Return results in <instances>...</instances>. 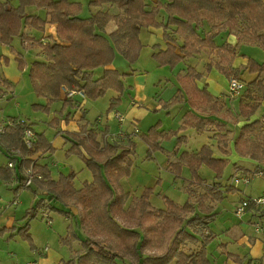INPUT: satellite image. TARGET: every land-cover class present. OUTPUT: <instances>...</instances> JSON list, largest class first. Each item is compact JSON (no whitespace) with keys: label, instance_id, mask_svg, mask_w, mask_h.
I'll list each match as a JSON object with an SVG mask.
<instances>
[{"label":"trees","instance_id":"16d2710c","mask_svg":"<svg viewBox=\"0 0 264 264\" xmlns=\"http://www.w3.org/2000/svg\"><path fill=\"white\" fill-rule=\"evenodd\" d=\"M17 2L16 5L11 0H0V44L12 46V40L18 37L25 50L38 49L42 56L41 59H33L27 71L34 93L45 99V104H32L34 109L48 111L49 106L60 98L62 89L81 92L88 99H97L112 90L116 95L110 97L108 111L115 109L123 92L131 87L126 85V77L135 71L123 72L115 68V56L119 54L129 64L138 60L142 47L139 34L143 28L162 29L165 49L151 56L157 66L173 68L180 61L207 53L214 56L215 62L207 64L206 70L215 69L229 80L240 73L231 67L238 54L239 43L264 50V0H89V6L107 5L108 8L94 11L87 17L80 16L81 4L71 0ZM109 7L116 11L111 13ZM28 8H34L36 12L28 11ZM37 11H42L43 15ZM110 21L115 27L106 33ZM48 24L54 25V36H42ZM37 33L41 36L37 37ZM230 34L236 36V45L227 41ZM247 59L245 68L257 76L244 82L240 93L235 120L241 119L244 123L233 138V146L239 156L260 162L264 159V119L251 120V117L264 100V80L259 78L264 73V61ZM17 61L18 68L24 69L26 63L21 53L17 55ZM200 76L194 66L186 63L183 78L187 85L183 86L184 91L216 107L218 101L206 89H197L195 81ZM14 85L0 71V99L13 98ZM182 95L180 92L179 97L172 98L170 103L180 101ZM227 97L235 98L228 92ZM69 103L71 99H64L63 106ZM9 118L21 119L24 124L6 126L0 133V154L6 161H13L11 167L7 162L0 166V179H15L14 192L26 188L34 194L38 191L43 194L33 207L26 210V224L17 232L21 238L31 243L27 224L38 211L58 210L70 219L71 206H79L82 214L77 225L83 237L68 224L59 242L70 253L69 258L61 260L60 264H133L127 260L129 257L135 258V264H212L206 251V246L215 236L209 226L213 216L212 203L220 201L224 197L223 192L233 190L234 186L224 185V189L218 181L206 185L199 175L198 168L202 164L217 172L226 163L224 158L213 157L210 145H203L197 152H182L176 162L169 164L176 177L182 165L189 168L192 177L186 182L188 201L180 205L164 196L166 206L158 209L149 202L152 188L145 187L138 196L131 198L126 208L129 194L121 190L118 179L127 175L133 164L136 143L131 135L142 139L150 157L151 152L162 148L161 141L167 133L153 125L139 135L138 131L127 135L122 145L107 142L102 146L98 130L83 125L78 132L65 136L70 142L66 152L80 155L92 176L90 182L76 188L73 172L60 173L55 178L46 163L37 161L55 150L44 133L36 132L27 119ZM184 121L200 132L213 128L217 147L223 155L227 154L231 131L223 124L190 115ZM25 128H31L36 134L31 148L23 145ZM105 134L106 129L101 136ZM29 166L39 177H34L29 186L23 187V171ZM196 186L202 189L198 190ZM54 203L66 209L60 210ZM260 215L264 217V212ZM120 219L131 225L122 223ZM4 229H0V233ZM186 243H197V246H188L185 252ZM145 247L161 249L162 253L144 256L142 251ZM229 257L238 260L232 254Z\"/></svg>","mask_w":264,"mask_h":264},{"label":"crops","instance_id":"0c3cea01","mask_svg":"<svg viewBox=\"0 0 264 264\" xmlns=\"http://www.w3.org/2000/svg\"><path fill=\"white\" fill-rule=\"evenodd\" d=\"M150 1L154 2L156 0H150ZM107 8H108L107 5H102V6H97V7L89 6V11L90 13H92L94 11L104 10ZM113 8L114 7H109V11L111 13H114L113 10H115V8L114 9ZM29 11L36 12L34 8H30ZM37 12L43 15L42 11H37ZM114 27H115L114 22L110 21L108 25L106 26L105 32L108 33L112 31ZM48 35H53V36L55 35V27L52 24L46 25L44 31L42 32V36H48ZM139 40L142 45L140 52L146 51L147 53L148 51L150 57L152 56L154 52H158L159 50H164L166 46V43L162 37L161 28L150 27V28L141 29L140 34H139ZM227 41L231 45L237 44V38L234 34H230L227 37ZM242 46L247 47L251 51L242 52ZM255 48L256 46L254 45H249V44H244V43H239L237 46L238 54L234 57L231 63V67L234 70H240V73H238L236 78L242 80L243 82H249L253 80L254 78H256L257 76L256 73L249 72L248 69L245 68L248 57H251L257 60V58L252 57L251 54L249 53V52L256 51L254 50ZM32 50H35L32 53L33 59L42 58V56L38 52V49H32ZM140 52H139V57H140ZM18 54L20 53H17L16 55H9V59L10 61H12V67L9 66L8 67L9 69H7V66L0 67V71L12 83H14L13 81H18L20 78V72L16 69V67H18V61H17ZM259 57H264V51L261 50ZM214 62H215L214 56L209 55L207 53H200L196 57H190L188 59H185L184 61H180L173 68H170L168 66H157L156 62L154 61V63L156 64V67L153 68V74L150 78H148L145 81L144 85L142 86L141 91L138 92L137 90L134 91L132 89L133 90L132 94L135 95L136 98H138V100L135 102L134 101L135 98L131 97L130 103L132 105V108L129 109V112L126 114V116L125 114L123 115L127 118V121L130 122V127H132L130 130H128V127H126L127 125L125 126L123 123L126 121V118L122 121L121 124H119L112 113L113 110L108 111L107 109V111H105L106 112L105 117L98 115L93 120L87 119L88 112H89V108L86 107L87 100H96V99H88L81 92H78L75 90L67 91L64 89L61 90L60 98L56 100L55 102H53L48 108V111H49L56 104L58 106L57 109L54 108V114L52 115V118L48 121V124L56 127L57 133L59 134H61V132L65 133V134H61V136L64 137L66 141L67 139L65 136H69L70 133L78 132L83 125H86L88 128H91V129L93 128L96 131L98 130V137L99 139H101L100 144L104 146L107 142L118 143L121 145L124 144L126 142L127 135L133 134L134 130H137L136 126H138L140 122L144 121L145 119H149V118L153 119L152 121H150L152 123H150L148 127L146 128V130L142 131V133L146 132L153 125L156 126L157 130L167 133L166 137L162 139L161 141L162 148L151 152L150 156L151 158H155V157H158V155L160 154L161 156L166 158L167 159L166 168L171 172L172 177L175 176V173H173L169 164L171 162H176L178 159V156L182 152H187V153L197 152L203 145L211 146L214 158H225V159L231 160L229 159V157H227V154L234 148L233 138L238 132V131L235 132V129L238 128L239 124L241 123L240 120L239 121L235 120L237 106L233 105V102L238 103V100L242 92L238 97H235L233 99H229V97H227V87H228L229 79L225 77L223 74L219 73L215 69H212L209 72L206 70L207 64L209 63L214 64ZM186 63L194 66L195 69L201 74L200 78L195 81L196 87L198 90H202L203 88L206 89V91L214 99L218 101V104L216 105V107H211L208 104L203 103L202 98H199V99L196 97L193 98L189 95L188 92L184 91L183 86L187 85L186 80L183 78L185 75ZM113 66L117 68L115 65ZM28 67H29V64L27 66V71H28ZM164 70H166L167 72L161 73V71H164ZM231 77L234 78L235 76H231ZM259 78L264 80V73H262ZM130 86H131L130 87V90H131L132 84ZM165 88H170L171 94L164 96L163 90ZM178 88H181V91H178ZM69 92H73L71 96L68 95ZM180 92L183 94L180 101L175 102V103H170V100L172 98L179 97ZM68 98L71 99V103H69L68 105L64 107L63 101L64 99H68ZM213 108H215V111H212ZM210 110L212 111L211 113H210ZM163 111L165 112V115L170 118H175L178 114L181 113L180 119L177 120V127H175L174 129H171L170 127L166 128L163 126L164 122L166 121H164L162 118L158 120L153 118L156 116L160 118L161 116L160 113H163ZM189 115L192 117H196L197 119L204 120V121L210 120L216 123L218 122L219 124H223L227 130L231 131L230 143H229L227 154L223 155L220 152L219 148L217 147L216 139L213 136L215 133L213 131V128H210L209 130H203L200 132V131H197L195 128L191 127L190 125L185 124L184 120L187 119ZM252 119H255V118L251 117V120ZM131 121H132V124H131ZM234 122H236L237 125H235L236 123ZM105 129H106V134L101 136V132ZM137 131H138V134H140L141 130L138 129ZM131 137L134 138L135 136L131 135ZM172 137L177 138V139L179 138L178 139L179 143L175 141L173 147L171 148L170 145L174 140ZM166 139H169V140L165 141ZM140 140L142 141V139ZM67 142L69 143V146H70V142L69 141ZM80 150L86 157H88L82 147H80ZM232 158H233L232 159L233 162L237 161V156L235 154L232 155ZM43 159H45V156H43L42 158L41 157L38 158L37 161L44 162ZM248 161L253 166L252 170L245 168L241 164L233 163L234 164L233 170L230 175L228 184H232L231 179L234 175H239V176L249 175L250 177L251 176L254 177L255 176L254 172L261 170L262 168H260V166H264V163L258 162L256 160L250 159ZM50 171L52 175L51 168H50ZM179 176L183 179V189H184L185 194L187 195L186 200L183 203H179L166 195L164 196L182 205L189 199L188 194L186 193V182L191 180V177H192L191 172L186 165L181 166L180 171H179ZM202 178L204 179V183L206 185L211 184L210 181H207V179H205L204 177ZM1 181H3L5 184L13 183V186H15V184L17 185V181L13 178L11 179V181L10 180L9 181L1 180ZM232 186H234V189L237 188V186L234 184H232ZM196 187H198V190L202 189L200 186H196ZM15 188H13V190ZM144 188L145 186L141 189V192L143 191ZM150 188H153V186H151ZM122 191L128 192L129 194V197L125 203L126 208L129 206L131 202V198L134 196H138L140 194V193H135L133 190H122ZM153 192H154V188H153L151 195L154 194ZM151 195L149 196V202L153 207L158 208V209L165 208L166 205L164 201V196H161L162 198L161 202L154 203L150 199ZM32 203L34 202L31 201L29 203L30 206L24 210L25 213L23 214L21 213L22 215L20 214L21 216L18 215V212H22L23 210L22 208H20L19 211L17 210V208H15L14 210H16V212L15 211L11 212L12 210H9L10 207L8 208L5 207L6 208L5 210L6 211L9 210V213L6 214V216L2 220L5 223H2L3 225L0 227V229H3V228L5 229L3 232L0 233V239L1 238L3 239L4 237L7 238L6 241L14 240L16 238L23 239L19 236L17 232L19 231V228H21L22 226L26 224V218L24 217L26 214V210L35 205V204L32 205ZM161 204L163 205L161 206ZM216 204L217 202L212 203L213 216L210 219L209 226L210 224H212L211 221L215 219V216L218 214V211L216 210ZM19 205L21 206V203ZM74 208L77 209L79 215L81 216L82 214L81 209L76 206H71V212L73 213ZM42 211L43 210L38 211V214L36 215V217L31 218L27 224L28 233L30 234V237H31L32 252H29L27 254L26 256L27 259H25L26 260L25 264H31V263L51 264L49 255H47V253L44 254V252H46L47 250L42 251L43 248L37 247L35 245V241L37 239H36V231H33V226L36 223L37 219H43L40 214ZM258 211L260 210L256 208H252V206L248 207L247 212L250 213L252 217L251 220L248 219L249 224L250 222H253L254 220H256L255 219L256 212ZM48 215L50 217L49 213ZM258 217L264 220V217H262L260 214L258 215ZM125 224L131 225L129 222H126ZM142 224L145 226L146 222L143 221ZM137 228H138V231H140V233L143 232L140 229V227H137ZM210 229L215 233V236L213 240L206 246V251H207L209 258L214 255L213 253L218 251L221 254L227 255V257L232 261L233 264H248L249 260L251 261L250 264H256L254 263L255 261L264 263V234L256 235V237H249L243 234V229L239 227H238V232L235 234H230L231 228L228 230L225 229L219 233H216L211 228V226H210ZM39 234H40L39 230H37V235ZM237 242H241L243 244V247L239 249L240 253L238 252V250L233 251L232 249L233 245ZM188 246H190L191 248H194L197 246V243L196 244L186 243L183 249L185 252L188 251ZM0 247H2L1 241H0ZM37 252H39L40 254H44V255L40 257L38 254H36ZM161 253H162L161 249H155V248L151 249L149 247H145V249L142 251V254L144 256H156V255H160ZM231 254L233 256H236L238 260L234 261L232 258H230L229 255ZM17 258L18 260H21L18 255H16V260ZM210 260L212 261L211 258ZM13 264H17V263L14 262ZM170 264H173V262H171Z\"/></svg>","mask_w":264,"mask_h":264},{"label":"rangeland","instance_id":"374dc122","mask_svg":"<svg viewBox=\"0 0 264 264\" xmlns=\"http://www.w3.org/2000/svg\"><path fill=\"white\" fill-rule=\"evenodd\" d=\"M11 1L16 5L18 3L17 0ZM72 1L81 4V17L89 16V0ZM29 10L30 8H28V11ZM113 12H115V10H113ZM36 36L40 37L41 34L37 33ZM11 45L12 46H4L0 44V67L7 66V69H9V66L12 67V61H10L9 55H16L17 53H21L23 55L27 65L26 67L24 66V69L22 70L16 67V69L20 72V78L18 81H13L15 83L13 88V98L0 99V121L11 116L20 117L29 120L32 123V128L36 132H44L48 141L53 143L54 147L56 148L52 155H47L45 156V159H43V161L47 163L51 168L52 176L56 178L60 173L65 174L68 172H73V184L76 188H79L84 182H90L92 180V176L89 168L86 166L85 161L80 155L73 152H66L69 143L65 140L64 137L61 136V134L65 133H57V128L48 124V121L54 114V108H58L57 104L53 106L49 111L34 109L32 106V104L36 103L45 104V99L37 96L34 93L27 73V66L33 60L32 53L35 50H25L21 46V42L18 37H14ZM254 50L256 51L249 52L251 56L257 58V60L260 62L264 61V57H259L262 49L256 47ZM248 51L251 50L245 46H242V52ZM113 65H115L118 70L123 72H132V69H135V71L131 73L132 75H128L125 79L126 85L132 84L131 90L130 88H128L123 92L121 103L116 106L112 112L114 113L115 111H118L123 115L125 114L126 116V114L129 112V109L132 108V105L130 103L131 97L135 98V102L138 100V98H136V96L132 94L133 90H137L138 92L141 91L145 81L152 76L153 68L156 67V64L149 56L148 51L147 53L146 51H142L140 52V57L138 58V60L130 64L127 63L119 54H117L115 56ZM166 72V70L161 71V73ZM163 91L164 96L171 94L170 88H165ZM115 95L116 94L114 91L108 90L104 95L100 96L96 100H87L86 107L89 108L87 119L93 120L98 115L105 117V111H107L109 107V99L111 96ZM233 105L237 106V102H233ZM160 115V118H158V116L153 118L157 120L162 118L164 121H166L163 124L164 127H170L171 129H174L175 127H177V120L180 119L181 113L178 114L175 118L167 117L164 111L163 113H160ZM125 116L124 119L126 118ZM252 117H254L255 119H264V100H262L259 106L256 108ZM152 120L153 119L149 118L140 122V124L136 126L137 130L140 129V133H142V131H145L148 125L152 123L150 122ZM240 122L241 123L239 124L238 128L235 129V132H237L240 129L241 125L244 123L241 119ZM123 123L125 126L127 125L126 127H128V130L132 128L130 127V122L127 121V118ZM235 125H237V123ZM172 138L174 140L170 145L171 148L173 147L175 141L179 143V138ZM133 140L136 142V146L134 147V160L133 164L130 167L131 169L129 173L127 175L121 176L118 179V184L120 185L121 190H133L135 193H141V189L144 186H153L154 194H152L150 197L152 202H161V196L166 195L179 203H183L187 198V195L185 194L183 189V179L180 176L172 177L171 172L166 168V158H164L160 154L155 158H151V156L148 157L146 144L137 136H135ZM167 140L169 139H166L165 141ZM228 154L227 157H229V159L231 160L224 158L226 163L219 171L214 172L209 166L202 164L198 168V173L202 177L207 179V181L220 182L223 186L222 188L225 189L224 185L228 184L230 175L233 170V163L241 164L245 168L252 170L253 166L248 161L250 160V158L239 156L234 148ZM234 154L237 156V161L235 162L232 161V155ZM6 162V158L2 154H0V165H4L6 164ZM260 162L264 163V159L260 160ZM260 168L264 169V166H260ZM104 177L106 178L105 173ZM15 186H13V183L5 184L0 180V227L3 225L2 223H5L2 220L6 216V214L9 213V210H12L11 212H16V210H14L15 208H17L18 211L20 210V208H22V212H18V215H20L21 213L23 214L25 213L24 210L30 206L29 203L31 201L34 202L32 203V205H34L36 201L41 196H43V194L39 191L34 194L30 189L26 188H22L18 192H14L13 188H15ZM236 186L238 189L236 188L223 192L224 197L216 204V210L218 211V214L215 216V219L211 221L212 224H210V226L216 233L231 228L230 234L237 233L239 227L243 229V234L249 237H256V235H260L261 233H256L254 231L252 222H250L249 224L248 219L251 220L252 217L251 214L247 212L248 209L241 217L236 216L235 210L242 200L254 199L264 195V178L258 175H255L254 177L251 176L247 184L239 182ZM113 190L114 192H118L117 189ZM20 203L21 206L19 205ZM162 205L163 204H161V206ZM54 206H56V208L60 210L66 209L61 204L54 203ZM5 207H10V209L6 211ZM76 207L80 208L79 206ZM48 213L50 214L49 224H47L45 219H37L36 223L33 226V231H36L37 239L35 241V245L40 248L47 247V251L44 252V254L47 253V255H49L51 264H60L61 260H67L69 258L70 252L68 248H66L59 242L60 236L65 235L68 224L73 227L78 235L83 237V232L77 225L80 219V215L76 208L73 209V213L70 219L65 217L64 214L58 210H48ZM261 213L262 212L260 211L256 212L255 219L262 220L260 217H258V215ZM120 221L122 223L124 222V224L126 223L122 219H120ZM37 230H39V235H37ZM4 238L0 239V241L2 242V247H0V264H13L14 262H16L17 264H25L27 254L29 252H32V244L29 241L20 238L7 241V238ZM242 247L243 244L241 242H237L233 245L232 249L233 251L238 250L239 252V249H241ZM36 254H38L40 257L44 255L40 254L39 252H37ZM213 254L214 255L210 257L213 264H233L232 261L227 257V255L221 254L218 251ZM16 255H18L21 260H18V258L16 260ZM127 260L131 261V263L133 264H135L136 261L134 257H129Z\"/></svg>","mask_w":264,"mask_h":264},{"label":"built area","instance_id":"2783aa9c","mask_svg":"<svg viewBox=\"0 0 264 264\" xmlns=\"http://www.w3.org/2000/svg\"><path fill=\"white\" fill-rule=\"evenodd\" d=\"M244 88V82L237 79V78H231L228 81V87H227V92L229 96L231 97H237L240 95L242 89ZM73 92H69L68 95L71 96ZM114 117L118 121L119 124L122 123L124 120V116L122 113L115 111L113 113ZM14 124L18 125H23V121L21 119H13V118H4L0 121V133L3 132L4 128L6 126H11ZM134 132H137V130H134ZM36 139V134L31 128H25L24 133H23V145L26 148H31L33 142ZM18 152V150H15ZM7 166L11 167L13 166V161L8 159L7 161ZM24 174V180L23 182V187H27L32 183V179L34 177H39L37 173H35L34 169L32 166H29L28 168H24L23 171ZM255 175L262 176L264 177V169L258 170L254 172ZM250 180V176H239V175H234L231 179L232 184L237 185L239 182L247 184ZM249 206H252V208H256L260 210V212H264V195L254 198V199H249V200H242L240 204L236 207L235 214L238 217H241L244 212L248 209ZM41 217L45 219L47 224L50 223V217L46 211L41 212ZM253 229L256 233H261L264 234V220H254L252 222ZM47 247L43 248V251H46ZM34 264V263H31Z\"/></svg>","mask_w":264,"mask_h":264}]
</instances>
